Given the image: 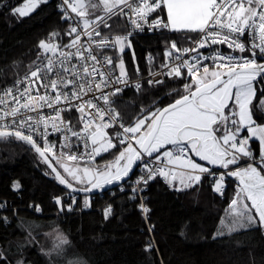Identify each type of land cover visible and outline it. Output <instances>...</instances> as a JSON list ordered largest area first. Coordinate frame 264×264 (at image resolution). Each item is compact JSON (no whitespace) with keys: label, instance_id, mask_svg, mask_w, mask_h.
Segmentation results:
<instances>
[{"label":"snow or ice","instance_id":"6c2138e0","mask_svg":"<svg viewBox=\"0 0 264 264\" xmlns=\"http://www.w3.org/2000/svg\"><path fill=\"white\" fill-rule=\"evenodd\" d=\"M47 3L25 0L22 7H12L3 0L0 7L26 17ZM57 9L67 29L41 39L39 63L33 61L23 76L17 72L0 88V143L28 146L47 166L43 174L70 190L65 196L71 203L53 197L58 211L72 212L79 193L89 208L87 194L121 181L129 183L134 194L129 199L135 200L157 177L175 191L207 178L223 197L230 177L238 184L212 239L253 229L264 237V0H58ZM116 17L126 21L120 34L109 23ZM145 29L161 33L164 44L163 62L160 53L146 56V81L132 50V38ZM165 31L183 35L178 42L164 37ZM62 35L69 38L66 44ZM126 49L132 50L135 80L123 58ZM160 77L185 80L165 94L166 106L163 98L139 105L123 99L129 89L139 99L163 86ZM120 107L138 111L125 119ZM73 109L79 113L75 123L64 116ZM112 150L118 152L112 163L93 166L96 157ZM134 169L140 175L129 182ZM11 190L19 194L21 182L14 180ZM140 199L147 222L151 210ZM7 208L0 201V213ZM112 211L111 205L104 209L105 219ZM13 218L22 238L0 242V264H31L27 257L33 248L48 258L46 264H88L76 254L70 234L48 233L46 250L36 234L24 230L16 209L12 218L0 215V226L10 227ZM153 230L154 225L148 229ZM154 247L150 238L144 251Z\"/></svg>","mask_w":264,"mask_h":264},{"label":"trees","instance_id":"16d2710c","mask_svg":"<svg viewBox=\"0 0 264 264\" xmlns=\"http://www.w3.org/2000/svg\"><path fill=\"white\" fill-rule=\"evenodd\" d=\"M7 2L12 7H18L25 0ZM60 16L55 0H49L26 17L13 15L11 8L0 7V87L14 80L17 72L21 75L27 71L33 61H38L41 50L37 45L41 39H46L53 30L63 34L68 24ZM124 30V20L113 21L114 34ZM182 35L163 33L164 37L178 42ZM61 39L63 43L69 41L63 35ZM132 44L136 63L143 74L148 73L146 56L149 53L153 56L160 53L158 61H163L161 33L136 36L132 38ZM132 50L126 51L123 56L130 75H134ZM184 82V79L167 78L163 86L145 92L139 99L133 91H126L123 99L131 98L139 105L141 102L148 104L153 98H163L162 106H166L170 100L165 94L172 88H180ZM144 87L148 88L147 84ZM174 98L178 97L174 94ZM119 110L127 119L128 114H134L138 108L120 107ZM254 148L258 153V143ZM116 155L118 152L112 150L97 159L94 165L110 164ZM46 167L28 146L15 141L0 143V201L8 204L7 210L0 215L12 218L13 209H16L24 230L36 234L46 250L50 246L47 234L58 230L70 234L76 254L88 264H264V237L259 229L241 231L230 238L212 239L238 184L234 178H226L223 197L213 191L207 178L202 179L200 185L185 191L170 190L158 178L150 181L145 205L151 211L146 222L138 207L139 199H129L132 196L130 192L119 193L118 187L95 195L91 199L90 210H79L81 196L77 195V204L72 212H59L53 197L61 196L66 203H71V199L65 196L69 190L59 185L52 176H45ZM137 173L138 170H135L129 182ZM14 180L22 184L19 194L11 190ZM128 185L124 183L121 186ZM111 193L114 195L110 196ZM106 201L112 205L113 213L104 220L99 207ZM35 206H39L40 214L36 213ZM17 223V219L13 218L10 227L0 226V242L22 238ZM153 225L154 230L149 233L148 229ZM150 238L154 240L155 247L146 253L145 243ZM27 258L31 264H46L48 259L38 254L35 248L29 251Z\"/></svg>","mask_w":264,"mask_h":264},{"label":"built area","instance_id":"2783aa9c","mask_svg":"<svg viewBox=\"0 0 264 264\" xmlns=\"http://www.w3.org/2000/svg\"><path fill=\"white\" fill-rule=\"evenodd\" d=\"M55 2H56V4L58 3V0H55ZM117 19H119V17H116V18H114V20H117ZM121 19V18H120ZM113 20V21H114ZM113 21H109V23L112 25L113 24ZM125 21V20H124ZM125 28H126V21H125ZM107 29H105V31H106ZM121 33V32H120ZM120 33H117V34H120ZM156 33H159V32H149L147 29H145V31L143 32V33H139V34H135L134 35V37H136V36H139V35H146V34H156ZM48 37V36H47ZM133 37V38H134ZM84 39H86V38H84ZM67 43V42H66ZM65 43V44H66ZM186 46V45H185ZM220 48H221V50H224V51H227V48H226V45H220L219 46ZM245 55H248V53H245ZM163 62V61H162ZM37 63H39V60L37 61ZM210 69H213L212 68V66H210ZM142 73V72H141ZM24 74V73H23ZM23 74H21L20 76H23ZM130 75V74H129ZM142 76L144 77V81H146L148 78H150L149 76H148V73H146V74H143L142 73ZM130 77L133 79V80H135V79H137L138 77L136 76V74H135V68H134V75H130ZM160 79H162V80H164V82H165V80L167 79V77H160ZM190 79V78H189ZM13 82V80L12 81H10V82H8L7 84H11ZM7 84H5V85H3L2 87H0V88H3V87H5ZM144 84H146V82L144 83ZM127 91H133L132 89H129V90H127ZM126 92V91H125ZM134 92V91H133ZM125 94V93H124ZM64 116H65V118L66 119H68V118H71L72 120H73V123H75L76 122V119H78V117H79V113H77L76 111H75V109H73L72 110V112H71V115L69 116V113H64ZM108 153H103L101 156H99V157H96L95 158V161L97 160V159H99V158H101V157H103V156H105V155H107ZM258 154V153H257ZM190 155V154H189ZM72 162H69V164H71ZM81 163V165H83V161H81L80 162ZM138 170V173H137V175H136V177L133 179V180H131L130 182H132V181H135L137 178H138V176L140 175V172H139V169H137ZM158 179H160L162 182H164V180H163V178H161V177H157ZM150 182V181H149ZM164 184L170 189V190H172V188H170V186L167 184V183H165L164 182ZM148 186H149V183L147 184V186H146V188H145V190L143 191V192H141L138 196H137V198L139 199V201H140V203L142 202L141 201V199H140V197H143L144 199H143V203L145 204V201H146V199H147V196H146V192H147V190H148ZM141 187H144L143 185H141ZM118 188H119V190H118V192L119 193H122V192H124V191H128V192H130V194L131 195H134L132 192H131V188H130V186L128 185L127 187H125V186H118ZM121 188H123V191H121ZM114 194L113 193H111V195L110 196H113ZM93 197L94 196H89V199H90V204H91V199H93ZM83 198H84V196H81V198H80V201L78 202V207H79V210H81V211H87V210H90L91 209V206L89 207V208H85L84 206H83ZM108 205H111L108 201H106V202H104L100 207H99V211H100V214H101V216L103 217V219L104 220H107V219H105V217H104V209L108 206ZM112 206V205H111ZM112 210H113V207H112ZM40 212L41 211H36V213H38V214H40ZM112 213H113V211H112ZM112 216V215H111ZM110 216V217H111ZM109 217V218H110Z\"/></svg>","mask_w":264,"mask_h":264},{"label":"water","instance_id":"95a60500","mask_svg":"<svg viewBox=\"0 0 264 264\" xmlns=\"http://www.w3.org/2000/svg\"><path fill=\"white\" fill-rule=\"evenodd\" d=\"M60 170L62 171V169H60ZM135 170H136V169H134V170L130 173L129 178H127L128 180L133 176ZM124 183H125L124 181H121V182H119V183H117V184H113V185H110V186H106V188L103 189V190H94L93 193H89V194H87V195H88V196L99 195V194H102V193H104V192H107V191H109V190H111V189H113V188H115V187H118V186H120V185H122V184H124ZM63 187H64V186H63ZM67 190H68V189H67ZM69 191H70V190H69ZM74 194H75V193H74ZM76 195H77V194H76ZM78 195H80V196H85L84 193H79Z\"/></svg>","mask_w":264,"mask_h":264},{"label":"rangeland","instance_id":"374dc122","mask_svg":"<svg viewBox=\"0 0 264 264\" xmlns=\"http://www.w3.org/2000/svg\"><path fill=\"white\" fill-rule=\"evenodd\" d=\"M23 4H24V2H23L21 5H19L18 7H22ZM126 51H129V49H126L125 52H126ZM210 70H215V69H210ZM189 82H190V81H189ZM190 156H191L192 159H194L197 163H201V164H203V165L206 166V167H211L210 165H207V162H205V161H200L199 158H198V157H195L194 154H191V153H190ZM106 162H107V161H105V163H106ZM103 166H104V164H100V163L94 165V167H103ZM176 186H179L178 183L176 184Z\"/></svg>","mask_w":264,"mask_h":264},{"label":"flooded vegetation","instance_id":"af4514ba","mask_svg":"<svg viewBox=\"0 0 264 264\" xmlns=\"http://www.w3.org/2000/svg\"><path fill=\"white\" fill-rule=\"evenodd\" d=\"M62 172V171H61ZM63 174V173H62ZM66 175V174H65ZM70 179V178H69Z\"/></svg>","mask_w":264,"mask_h":264},{"label":"crops","instance_id":"0c3cea01","mask_svg":"<svg viewBox=\"0 0 264 264\" xmlns=\"http://www.w3.org/2000/svg\"><path fill=\"white\" fill-rule=\"evenodd\" d=\"M258 143V142H257Z\"/></svg>","mask_w":264,"mask_h":264}]
</instances>
